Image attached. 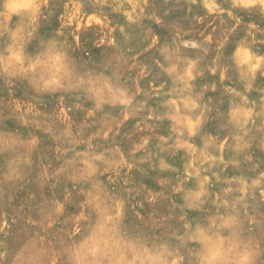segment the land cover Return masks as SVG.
I'll return each instance as SVG.
<instances>
[{"label": "rangeland", "instance_id": "1", "mask_svg": "<svg viewBox=\"0 0 264 264\" xmlns=\"http://www.w3.org/2000/svg\"><path fill=\"white\" fill-rule=\"evenodd\" d=\"M0 57V264H264V0H0Z\"/></svg>", "mask_w": 264, "mask_h": 264}, {"label": "bare ground", "instance_id": "2", "mask_svg": "<svg viewBox=\"0 0 264 264\" xmlns=\"http://www.w3.org/2000/svg\"><path fill=\"white\" fill-rule=\"evenodd\" d=\"M165 52V51H164ZM1 58V57H0ZM49 68V67H48ZM42 70V69H41ZM45 77V76H44ZM178 77V76H177ZM39 79V78H38ZM70 79V78H69ZM93 82V81H92ZM181 82V81H180ZM53 88V87H52ZM100 92V91H99ZM100 103V102H99ZM165 103V102H164ZM235 113V112H234ZM182 114V113H181ZM164 115V114H163ZM232 115V114H231ZM174 117V116H173ZM178 122V121H177ZM240 140V139H239ZM88 159H89V157H88ZM264 189V188H263ZM260 190V189H259ZM219 198V197H218ZM225 213V212H224ZM235 216V215H234ZM228 221V220H227ZM236 221V220H235ZM196 225V224H195ZM232 227V226H231ZM109 228V227H108ZM228 229V228H227ZM227 231V230H226ZM229 236H231V235H229ZM206 237V236H205ZM204 238V237H203ZM231 238H232V236H231ZM203 240V239H202ZM120 242V241H119ZM129 242V241H128ZM232 242L234 243V241L232 240ZM85 244H86V242H85ZM87 246V245H86ZM116 247V246H115ZM127 247V246H126ZM133 247V246H132ZM159 249V248H158ZM240 249V248H239ZM118 250V249H117ZM244 250V249H243ZM119 252V251H118ZM238 252V251H237ZM158 254V253H157ZM159 255V254H158ZM161 255V254H160ZM111 256V255H110ZM203 257V256H202ZM112 258V257H111ZM217 258V257H216ZM222 258V257H221ZM118 259V258H117ZM224 259V258H223ZM220 260V259H219ZM235 260V259H234ZM76 262V261H75ZM81 262V261H80ZM117 262V261H116ZM243 262V261H242ZM218 263V262H217ZM121 264V263H120ZM237 264H238V262H237Z\"/></svg>", "mask_w": 264, "mask_h": 264}, {"label": "snow or ice", "instance_id": "3", "mask_svg": "<svg viewBox=\"0 0 264 264\" xmlns=\"http://www.w3.org/2000/svg\"><path fill=\"white\" fill-rule=\"evenodd\" d=\"M247 0H237V4H246Z\"/></svg>", "mask_w": 264, "mask_h": 264}]
</instances>
